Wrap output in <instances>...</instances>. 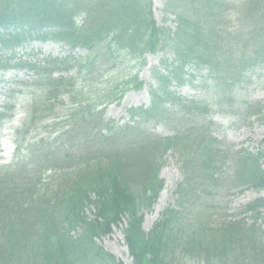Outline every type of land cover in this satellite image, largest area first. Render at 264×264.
<instances>
[{
  "label": "trees",
  "instance_id": "16d2710c",
  "mask_svg": "<svg viewBox=\"0 0 264 264\" xmlns=\"http://www.w3.org/2000/svg\"><path fill=\"white\" fill-rule=\"evenodd\" d=\"M167 6L166 10L175 16L178 24L174 35L165 29L156 30L155 23L148 21L149 10L147 14L139 0H0V27L9 29L0 33V43L4 46L13 48L31 40L51 38L63 39L89 50L83 58L46 57L42 64L29 60L23 64L21 61L5 62V66H25L35 70L40 79L50 80L54 70L66 69L62 63L68 61L78 64L81 73L91 65L95 45L104 40L109 46H116L114 65L121 52L129 49L140 53L144 47L154 49L160 41V49H173L174 59H165L163 63L172 67L173 79L179 82H191L195 77L184 68L190 64L197 70L205 68L213 74L238 77L236 81L240 82L257 64L260 51L255 46L252 48L256 49L241 59V63L238 56L241 54L240 43L251 44L252 35L264 34V0H167ZM239 30L244 31L243 35L237 34ZM196 34L209 36L211 40L205 45L207 47L196 45L200 41ZM227 52L233 60L224 58ZM115 68L116 65L112 67ZM198 77L202 84L209 79L206 75ZM64 78L60 76L55 81L58 85L64 84ZM154 78L157 87L151 89L150 106L139 108L138 114L148 120L160 115L156 120L160 122L173 117L171 122L176 121L187 133L181 146L186 154L185 180L180 192L176 193L175 207L164 210L148 234L140 231L141 215L138 216V212L151 203L147 191L153 192L152 165L139 155L141 137L139 141L125 138L127 142L111 146L113 135L127 134V131L109 125L115 133L101 139L109 144L104 150L105 155L93 164L88 162L91 158L81 165L75 162L71 183L58 187L64 189L62 194L67 198L53 204L58 213L46 217L48 224L39 228L41 233L36 238L29 232L17 236L15 228L11 232L0 229V260L6 262L11 257L15 264H75L74 261L105 264L106 260L107 264H112L111 258L95 245L92 238L127 214L125 243L133 264H176L175 252H184L201 264H264V201L258 198L245 205L241 212L230 215L208 203L212 197L236 187L237 183L256 190L264 189V170L257 163L258 157L249 160L243 170L244 166L240 167V160L231 149L210 136L204 127L199 132V136H204L198 141L202 147L193 146L189 133L194 126H201L196 125L195 120L208 110L199 102L179 98L176 91L170 89L171 80L160 71H156ZM217 79L218 76L210 78ZM129 83L127 81L120 89L116 84L108 86L104 98L119 102L130 89ZM134 86L138 87V84ZM221 93L214 102L219 112H223L227 102L229 107H234V101L223 95V89ZM172 102L176 104L175 110L166 114L165 104L172 105ZM79 139L77 137L76 141ZM87 141L84 139V143ZM258 156L264 158L263 152ZM0 181V184L15 185L0 190V222L13 215L22 204L29 209L45 205L41 202L44 194L38 191L23 194L15 176L0 172ZM10 189H16L19 194L9 192ZM19 195L24 203H19ZM92 195H95L94 201ZM80 200L95 205L102 221H88L82 214L84 204H79ZM66 203L68 206L65 207ZM65 211L69 212L68 221V216L63 215ZM76 224H81L85 231L83 236L78 234L74 238L71 230Z\"/></svg>",
  "mask_w": 264,
  "mask_h": 264
},
{
  "label": "rangeland",
  "instance_id": "374dc122",
  "mask_svg": "<svg viewBox=\"0 0 264 264\" xmlns=\"http://www.w3.org/2000/svg\"><path fill=\"white\" fill-rule=\"evenodd\" d=\"M141 7L149 6L150 15L153 20L157 23L158 26L163 24V12H162V0H152V10L150 7L149 0H139ZM143 4V5H142ZM153 11V12H152ZM171 27L174 26L173 21L169 19L167 21ZM167 25V24H166ZM243 30H239L237 34L243 35ZM262 36V37H261ZM200 42L198 46H205L207 43H210L209 36L207 34H198ZM255 41V42H254ZM264 34L260 36L252 35L251 44H242L241 54L238 56L239 62L241 59L251 54V50L258 48L261 50L259 56L256 59L258 64L255 65L254 69L249 70L246 74V78L240 82L232 83V81L225 75L220 76V80L213 82L207 88H197L193 86H186L184 88H179L180 93L189 98L200 99L204 103H208L209 107L216 108L214 101L218 98L217 96L221 93V90L227 88H232L231 96L234 99V108L229 110L228 105H225V116L222 115H203L200 118H196V125L192 128L189 133V137L193 138L199 134L202 130L201 127H204L209 131V134L219 140H222L230 146L231 150L250 147H257L262 144L261 147H264ZM256 48H252V47ZM105 47L99 51L98 58L94 61L88 79L92 82H96L98 88L104 86L105 91L108 86L112 85L113 80H118V76L112 75L109 72L108 67L110 63L108 62V53L103 50ZM252 48V49H250ZM227 60H233L230 52L224 56ZM145 64L136 73L137 79L142 82L140 88L135 90H130L127 92L119 105L108 106L105 110V114L108 119H111L115 122H118L121 118L126 117V109L129 107L136 106H147L149 101V83H151V71L156 68L158 61L155 55L147 53L145 55ZM238 64V62L236 63ZM136 69V68H135ZM134 69L133 73L136 72ZM73 74V70H71ZM116 80V81H117ZM115 81V82H116ZM104 82V83H103ZM219 85L216 87V84ZM83 80L82 77H79L76 80L75 93H78V96L81 95L80 90L82 89ZM6 87L9 86V83L6 82ZM21 87H17L20 89ZM26 91L16 92L13 96V102H15V107L12 108L11 105L3 111L4 118L0 120V152L1 158H4L2 162H10L15 151V144L12 141V128L15 125H18L22 121L29 118L30 114L26 111V106L30 104L32 98H38L39 92L36 87H30L25 89ZM70 94H63V97L60 98L64 101L66 105H54L53 111L44 118L42 122V129L34 131L30 137L44 132L42 135L49 137L48 140L52 141L53 139H61L62 131H59V126L63 127L68 124L67 119H60L63 116H69V102L71 101ZM2 97L0 96V103L2 102ZM84 105H94L93 99L84 100ZM6 115V116H5ZM87 116V113L84 114ZM260 115V119H251ZM56 116L57 119L53 121V117ZM244 117L243 120H240L241 117ZM3 119V120H2ZM253 123L252 127H249V123ZM35 123H29L27 127H32ZM146 127L149 131L159 139H171L168 140V144L164 145L161 150H157L152 158L157 163L158 167V179L163 181V188L159 192L158 199L155 203H152L148 208L144 207L142 209V229L147 232L153 223L157 220L158 215L164 211L163 209L169 205L173 204L175 197L174 194L180 189L182 181L185 180L183 173L179 169L182 166L183 160L185 159V153L182 155L176 150L173 151L171 148L174 144V140H180L176 136V129L171 124L163 125L156 123H148ZM59 132H61L59 134ZM187 135V133H186ZM27 136L26 143L30 148L35 149L38 146L39 140L34 138L29 139ZM169 137V138H168ZM249 139L248 143L247 140ZM47 141V139L45 138ZM30 141V142H29ZM64 141V140H63ZM221 141V142H222ZM165 144V143H164ZM179 145L182 144L181 141L178 142ZM196 147H202L200 143L192 144ZM224 145V144H223ZM248 146V147H246ZM235 147V148H234ZM251 149V148H250ZM235 152V151H234ZM260 162L263 163L264 159H260ZM6 173L15 172L14 168L8 165H5ZM1 169V171H5ZM255 197L264 198V191L255 192L252 189H249L245 184L237 183V187L229 191H225L209 200L208 203L213 204L217 208L221 209L224 212H231L235 210L241 203H245ZM79 232V230H75ZM120 230L114 229L111 235L101 236L97 243L102 247L103 251L109 253L113 256L115 263L113 264H132L131 257L123 243L122 235ZM182 253H174L173 259L176 264H201L195 258H192L188 255ZM77 263V262H75Z\"/></svg>",
  "mask_w": 264,
  "mask_h": 264
}]
</instances>
